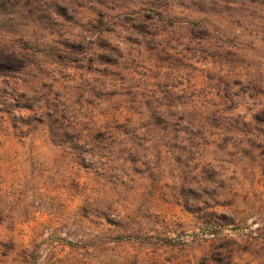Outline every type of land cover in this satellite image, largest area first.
<instances>
[{
  "label": "rangeland",
  "instance_id": "rangeland-1",
  "mask_svg": "<svg viewBox=\"0 0 264 264\" xmlns=\"http://www.w3.org/2000/svg\"><path fill=\"white\" fill-rule=\"evenodd\" d=\"M0 264H264V0H0Z\"/></svg>",
  "mask_w": 264,
  "mask_h": 264
}]
</instances>
